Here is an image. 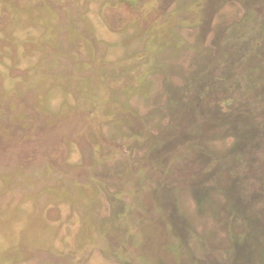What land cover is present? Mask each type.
<instances>
[{"label": "rangeland", "instance_id": "1", "mask_svg": "<svg viewBox=\"0 0 264 264\" xmlns=\"http://www.w3.org/2000/svg\"><path fill=\"white\" fill-rule=\"evenodd\" d=\"M0 264H264V0H0Z\"/></svg>", "mask_w": 264, "mask_h": 264}]
</instances>
